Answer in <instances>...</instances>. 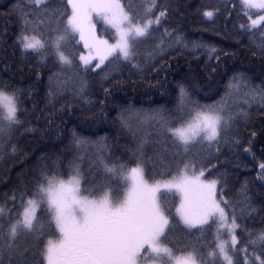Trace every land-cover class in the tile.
Here are the masks:
<instances>
[{
  "label": "snow or ice",
  "instance_id": "6c2138e0",
  "mask_svg": "<svg viewBox=\"0 0 264 264\" xmlns=\"http://www.w3.org/2000/svg\"><path fill=\"white\" fill-rule=\"evenodd\" d=\"M176 11L174 0H17L6 7L18 21L12 43L19 72L27 67L35 82L22 89L0 81V153L15 154L16 134L34 131L22 119L29 114L26 100H32V115L47 113L49 125L76 107L87 119L97 103L107 107L125 68L142 79L164 71L163 80L149 83L164 87L174 55H191L198 64L206 57L202 71L212 80L232 53L170 27ZM197 12L218 35L238 37L237 44L247 38L252 55L264 61V0H217ZM45 71L41 110L32 89L44 82ZM192 72L195 80L199 72ZM177 87L176 111H154L156 126L145 136L134 134L136 146L126 154L113 158L101 151L90 165L91 179L75 160L67 178L53 164L22 179L0 203V264H264V185L255 195L248 182L235 188L221 162L242 146V131L251 126L246 106L259 100L264 108V82L250 87L234 75L209 105L193 100L183 84ZM99 91L104 99L93 100ZM71 139L86 143L75 130ZM149 143L162 151L149 156ZM251 145L249 139L243 151L264 181V150L257 161ZM257 217L260 226L249 229ZM180 225L199 235L177 255L167 237Z\"/></svg>",
  "mask_w": 264,
  "mask_h": 264
},
{
  "label": "trees",
  "instance_id": "16d2710c",
  "mask_svg": "<svg viewBox=\"0 0 264 264\" xmlns=\"http://www.w3.org/2000/svg\"><path fill=\"white\" fill-rule=\"evenodd\" d=\"M16 2L17 0H0V81L9 80L18 88L29 89L35 82V76L29 73L27 67L23 73L19 72L20 53L14 49L12 43L18 31L17 17L4 12L6 7ZM216 2L217 0H174L177 11L169 22L170 27L181 29L190 41L214 44L232 53L224 60L221 71L212 80H209L202 71L203 60L206 57L201 55L198 64L191 55H174L169 61L171 68L167 71L168 83L164 87H149L150 82L154 85L158 78L161 80L165 78L164 71H160L158 77L156 73H150L147 79H142L135 70L125 68L119 76L123 83L113 91L107 107L101 110V106L97 103L94 109L95 115L87 114V119L82 115V108L76 107L74 112L65 113L62 118H55L49 125L44 118L47 113L45 112L43 116L39 112L32 115V100H26L23 106L29 109V114L22 119L30 120L31 124L28 127L34 131L25 132L21 129L16 134L15 143L19 147L15 154L10 149L0 153V203L4 202L6 196L12 195L13 190L21 185L23 178L31 177L44 165L51 167L55 164L64 171L67 178L68 164L75 160L81 164L85 176L91 179L88 175L90 165L99 157L101 151L104 156L111 154L113 158L126 154L128 149L136 146L134 134L145 136L156 126L158 116L156 119L153 118L154 111L158 113L162 110L165 115L176 111L178 82L183 84L190 97L201 105L218 101L225 94L229 80L234 75L242 76L250 87L261 86L264 82V61L252 55L247 38H244L240 44L236 43L238 37L229 35L226 39L213 31L212 23L205 21L198 14L199 5ZM217 27L223 29V19L217 21ZM80 47L83 50L82 45ZM164 67L167 68L168 65L165 64ZM192 70L199 72L195 80ZM47 76L48 72L45 71L44 82L32 89L33 99L37 101L41 110L45 107L43 97L47 92ZM105 86L111 87V85ZM97 96L99 99H104L102 91L91 98L95 100ZM246 107L250 109L251 126L242 131L240 137L242 146L235 150V153H228L227 157L222 156L221 162L232 174V184L235 188L248 182L252 194L255 195L259 193L264 181L257 178L256 162L243 149L248 146L249 139H252V152L255 153L257 161L259 160L264 150V108L259 100L251 102L250 106ZM73 130L86 143L73 144L71 139ZM252 131L257 132L255 138H251ZM145 150L149 156L155 157L156 152L162 151V148L149 143ZM11 206L9 204V207ZM20 210L22 211V208ZM172 212L175 214V208H172ZM259 226V217L255 224L248 222L249 229ZM197 235L199 234L189 235L180 225L169 232L167 242L179 255L181 249L186 244L194 242Z\"/></svg>",
  "mask_w": 264,
  "mask_h": 264
},
{
  "label": "rangeland",
  "instance_id": "374dc122",
  "mask_svg": "<svg viewBox=\"0 0 264 264\" xmlns=\"http://www.w3.org/2000/svg\"><path fill=\"white\" fill-rule=\"evenodd\" d=\"M98 27H101V28H103V25H102V24H100V25H98Z\"/></svg>",
  "mask_w": 264,
  "mask_h": 264
}]
</instances>
